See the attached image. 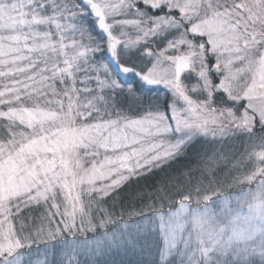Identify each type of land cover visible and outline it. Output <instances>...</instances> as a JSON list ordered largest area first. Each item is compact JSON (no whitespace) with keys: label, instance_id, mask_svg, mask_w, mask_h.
<instances>
[{"label":"snow or ice","instance_id":"obj_1","mask_svg":"<svg viewBox=\"0 0 264 264\" xmlns=\"http://www.w3.org/2000/svg\"><path fill=\"white\" fill-rule=\"evenodd\" d=\"M109 58L136 80L117 79ZM0 122V264H52V241L59 264L113 247L156 252L136 264H264V0H0ZM230 133L249 146L229 163L253 162L232 182L255 191L233 203L221 181L203 183L217 152L182 174L187 191L172 185L178 203L168 189L159 206L93 223V202ZM25 208L48 227L17 228ZM109 223L103 239H65Z\"/></svg>","mask_w":264,"mask_h":264},{"label":"rangeland","instance_id":"obj_2","mask_svg":"<svg viewBox=\"0 0 264 264\" xmlns=\"http://www.w3.org/2000/svg\"><path fill=\"white\" fill-rule=\"evenodd\" d=\"M114 67L116 68L115 70L119 72V68H117L116 65H114ZM113 74L116 75L114 72ZM129 115L134 117L135 113L130 112ZM213 139H215L217 142L210 143V141H212ZM196 145L197 146H195L192 149V153L190 154L188 160L186 162H182L185 168H188V167L202 168L203 165L198 163L199 160L207 161L209 158L213 157L217 152L220 154V158L217 160L214 169L210 172L208 177L204 175V173H197V175L202 178L204 184L208 183L209 177L213 180V182L217 180H221L222 186L219 190L222 192L223 195H228L232 197L233 203H235V197L242 191L243 192L255 191L254 182L243 183V184H235L232 182L234 177L242 176L246 174L245 172L246 166L248 167L253 166V162L249 161L248 158L245 157V163L244 165L240 166V171L235 170L234 159L232 163H229V159L232 158V154L243 153L246 149H248L249 139L247 136H244L243 134H236V133H230L228 135H225L223 138L219 136L215 138L209 136L205 138L203 142L197 143ZM258 150L259 149H252V151H258ZM154 169L156 168H153L151 171L143 172L141 175L133 176L130 180L124 183L121 187H123L124 185H127L128 182L132 181L133 179L137 177L145 176L146 174L154 171ZM179 188L182 191H187V189L183 185H181V187L179 186ZM228 189H231L232 191L226 192ZM113 193H111L108 197H110ZM176 193H177V190L173 189V194H176ZM208 194L211 195V193H208ZM106 198L107 197H104L101 203L99 204L93 202L92 208L90 209V214L93 217V223H98L100 220L105 218L102 215L100 210H106L113 221L119 222L118 217L120 215L116 214V210L111 211V208H107L103 204V201ZM172 198H174V200L177 203L180 200V196L178 194L174 195ZM213 200H217V197L213 196ZM166 202L167 203L165 205V208L170 207L171 206L170 201L166 200ZM209 203L212 207L214 208L217 207V205L212 204L211 201ZM190 205L193 208L198 207V206L203 207V203H201L200 205H197L194 201L190 202ZM244 212L245 214L247 213L246 206H244ZM13 223L17 226V228H19L20 224H22L23 222L14 221ZM47 227H48V221L45 220L43 224H41V227L39 228L46 229ZM115 228H116L115 223H109L105 227H97L95 232L87 231V230L78 231L75 236H65V239L69 240L70 242L72 241L92 242L94 239H103L104 233L110 234L113 231H115ZM37 229H34L32 233L35 234ZM25 234H27V232H25ZM49 247H50V251L47 254L48 260L51 261L52 264H59V262L63 259V253L61 251L62 245H60L58 241H52L49 243ZM38 248H39L40 254L43 255L44 249H45L44 244H42L41 247L31 248V250H29L28 248H25L23 252H24L26 260L28 261L33 260L36 257ZM157 258L158 257L154 250L150 254L146 252L143 255H139V254L132 253V252H125L123 249H117L115 247L107 250L105 253L100 254L98 256H93L90 252L89 253L82 252L79 256L81 264H87V262L92 259H98L99 261H101V264H136V262L140 260L153 261V260H156Z\"/></svg>","mask_w":264,"mask_h":264},{"label":"trees","instance_id":"obj_3","mask_svg":"<svg viewBox=\"0 0 264 264\" xmlns=\"http://www.w3.org/2000/svg\"><path fill=\"white\" fill-rule=\"evenodd\" d=\"M105 62L109 63V67L117 75V79L122 78V80L129 82L136 80V78L131 75L124 76L122 73L117 72L115 70L116 68L114 67L115 63L111 62V58H109ZM140 87L144 88L145 91H147V88L144 85H140ZM2 132L3 127L2 122H0V133ZM192 149H190L187 155L177 158L176 160L170 162V164L165 165L163 169L156 168L154 169V171L146 174L145 176L137 177L128 182L127 185H124L116 192H114L110 197L104 199L103 204L107 208H111V211L116 210V214L120 215L118 217L119 220L121 218L127 220L129 212L137 211L139 210V208L148 203H156L159 206L161 201L158 197L161 193L168 191V189H171L172 197L177 194H173L172 185L175 183L176 185L181 187L179 178L183 173L188 172L190 169V167L185 168L182 162H186L188 160L190 154L192 153ZM165 186H167V188ZM230 191L232 190L228 189L226 192ZM113 197H115V199H113ZM163 203L164 205H166V200L163 201ZM165 210H167V208H165ZM43 213V209L30 211L28 208H25L19 214L20 219L16 221L23 222L22 224L24 228L32 232L34 229L41 227V224H43V222L46 220L42 219ZM133 219H135V217H133ZM41 245L42 244H40L39 246L33 245L32 248L41 247Z\"/></svg>","mask_w":264,"mask_h":264}]
</instances>
